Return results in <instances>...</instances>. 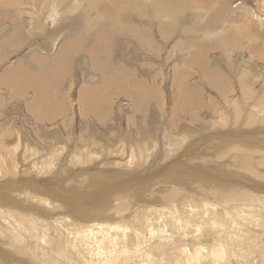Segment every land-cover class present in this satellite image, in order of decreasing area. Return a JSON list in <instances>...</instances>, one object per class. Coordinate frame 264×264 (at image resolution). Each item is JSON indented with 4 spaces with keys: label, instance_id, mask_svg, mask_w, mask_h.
<instances>
[{
    "label": "rangeland",
    "instance_id": "1",
    "mask_svg": "<svg viewBox=\"0 0 264 264\" xmlns=\"http://www.w3.org/2000/svg\"><path fill=\"white\" fill-rule=\"evenodd\" d=\"M6 72L0 264H264V0H0Z\"/></svg>",
    "mask_w": 264,
    "mask_h": 264
},
{
    "label": "crops",
    "instance_id": "2",
    "mask_svg": "<svg viewBox=\"0 0 264 264\" xmlns=\"http://www.w3.org/2000/svg\"><path fill=\"white\" fill-rule=\"evenodd\" d=\"M35 61H36V59H35ZM52 66V65H51ZM51 66L50 65H47V71H49V74H50V72H55L56 73V71H55V69L57 68L56 67V65H54L55 66V68H51ZM6 73H8V76H11V80L12 81H10L11 83H12V85H5V86H0V91H2V89L1 88H4V89H6L7 91H6V94L8 95V94H10V95H22V93L24 92V91H29V90H31L32 91V89H27V88H24V86H31V85H33V87L35 88V89H37L38 91H42L43 89H41L40 88V86H41V81H40V75L42 74V73H39L38 75L37 74H33V77H34V79H35V82H34V79L32 78V81H31V79H29V76L30 75H28V81H25V78L22 76V79L21 80H17L18 78H16V79H12V75L13 74H11V72H6ZM19 70H15V74H18L19 75ZM54 73V74H55ZM18 75H13V78L14 77H18ZM42 75H44V74H42ZM41 75V76H42ZM56 77H59V82H58V84L59 83H62V81H63V79H62V75H60V74H58ZM36 78H37V80H36ZM43 78V77H42ZM30 80V81H29ZM25 81V83H23ZM32 83H34V84H32ZM25 84V85H24ZM57 84V85H58ZM53 85H54V87H56V84H55V82H53ZM11 86L12 87H15L16 89H12V91H16V93H14V92H12L11 91ZM5 93V92H4ZM47 93V91L45 90V95H48V94H46ZM35 95V94H34ZM39 95V94H38Z\"/></svg>",
    "mask_w": 264,
    "mask_h": 264
},
{
    "label": "bare ground",
    "instance_id": "3",
    "mask_svg": "<svg viewBox=\"0 0 264 264\" xmlns=\"http://www.w3.org/2000/svg\"><path fill=\"white\" fill-rule=\"evenodd\" d=\"M32 1H33V0H32ZM15 2H16V1H15ZM113 2H114V1H113ZM124 2H125V1H124ZM94 3H95V2H94ZM118 3H119V2H118ZM126 3H127V2H126ZM6 5H7V4H6ZM10 5H11V4H10ZM8 6H9V5H8ZM13 6H14V5H13ZM59 6H60V5H59ZM85 6H87V4H86ZM88 6H89L90 8L93 7L92 5H88ZM122 6H123V5H122ZM11 7H12V6H11ZM11 7H10V8H11ZM129 7H130V6H129ZM6 8H7V7H6ZM87 8H88V7H87ZM90 8H89V9H90ZM123 8H124V7H123ZM133 8H134V7H133ZM75 9H77V6H74V7H73V10H75ZM93 9H95V8L93 7ZM117 9H118V7H117ZM125 9H126V8H125ZM3 10H4V9H3ZM122 10H123V9H120V11H122ZM90 11H91V10H90ZM68 12H69V11H68ZM95 12H96V11H95ZM106 12H107V11H106ZM106 12H102V13H104V14H101V15L106 16V15H108V14H109V15L111 14V13H109V12H108V14H107ZM113 12H114V11H113ZM113 12H112V13H113ZM117 12H118V11H117ZM133 12H134V11H133ZM77 13H78L77 11L74 12V14H77ZM118 13H119V12H118ZM134 13H135V12H134ZM79 14H80V13H78L77 15H79ZM126 14H127V13H126ZM101 15H100V16H101ZM112 15H113V14H112ZM104 16H101V17H104ZM113 16H114V15H113ZM116 16H118V15H116ZM62 17H63V16H62ZM97 17H98V16H97ZM106 17H107V16H106ZM216 17H217V16H216ZM107 18L110 19L109 16H108ZM75 19H76V18H75ZM77 19H82V17H77ZM215 20H216V19H215ZM62 21H63V20H62ZM63 22H64V21H63ZM111 22H112L113 24L116 23V22L114 21V19H113ZM111 22H110V23H111ZM210 23H211V21H210ZM87 26H89V24H88ZM110 26H111V25H110ZM110 26H109V27H110ZM57 27H58V26H57ZM91 28H93V27H90V26H89V27H87V30H91ZM54 32H55V30H54ZM54 32H53V34H54ZM51 33H52V32H51ZM49 39H50V38H49ZM49 39H48V40H49ZM65 46L68 48L67 43H66ZM73 47H74V46H73ZM64 51H65V50H64ZM66 54H67V53H66ZM60 56H61V55H60ZM34 57H35V56H34ZM57 57H58V56H57ZM56 59H57V58H56ZM58 59H59V58H58ZM58 59H57V60H58ZM62 59H64V58H62ZM57 60H56V61H57ZM59 60H60V59H59ZM60 61H61V60H60ZM35 62H36V61H35ZM43 63H44V62H43ZM59 63H60V62H59ZM57 64H58V63H57ZM60 65H62V64H60ZM62 67H63V66H62ZM94 67H96V66L94 65ZM100 68H101V67H100ZM47 69H48V68H47ZM60 69H61V68H60ZM54 73H55V72H54ZM50 75H51V74H50ZM47 77L49 78V76H47ZM50 78H51V77H50ZM54 78H55V77H54ZM51 79L53 80V78H51ZM25 80H26V79H25ZM40 80H41V79H40ZM58 80H59V79H58ZM0 82L3 83L4 80H3V79H2V80L0 79ZM4 83H5V82H4ZM23 83H25V81H24ZM28 86H29V85H28ZM44 86H45V85H44ZM32 88H33V87L30 86V89H32ZM42 88H43V86H41V89H42ZM33 89H34V88H33ZM33 89H32V90H33ZM34 92H35V95L38 94V93L36 92V90H34ZM14 93H16V91H15ZM40 95H41V94H40ZM38 101H39V100L34 101V105H35V106H37ZM91 102H92V101H91ZM102 102H104V101L97 102V103L92 102V103L90 104V105H91V108H90V109H92L93 111H96L95 115H97L99 112H100V114H102L103 109H104V107H101L102 104H103ZM97 107H99L98 110H97ZM34 110H35V109H34ZM34 110H33V111H34ZM49 111H50V110H49ZM41 112H42V111H41ZM100 114H99V115H100Z\"/></svg>",
    "mask_w": 264,
    "mask_h": 264
}]
</instances>
